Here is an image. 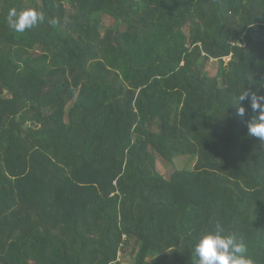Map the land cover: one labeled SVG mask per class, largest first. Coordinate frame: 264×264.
<instances>
[{
  "label": "trees",
  "instance_id": "1",
  "mask_svg": "<svg viewBox=\"0 0 264 264\" xmlns=\"http://www.w3.org/2000/svg\"><path fill=\"white\" fill-rule=\"evenodd\" d=\"M26 8L45 19L16 32ZM245 90L264 0H0V264H194L216 225L264 264Z\"/></svg>",
  "mask_w": 264,
  "mask_h": 264
},
{
  "label": "clouds",
  "instance_id": "2",
  "mask_svg": "<svg viewBox=\"0 0 264 264\" xmlns=\"http://www.w3.org/2000/svg\"><path fill=\"white\" fill-rule=\"evenodd\" d=\"M9 17L14 18L11 25L16 32L23 33L26 29L43 22V13L33 8H26L19 13L10 10ZM248 101L255 113L246 121L247 135L264 141V96L255 93L249 95L247 90L238 95L236 115L243 118L246 109L243 102ZM194 264H254L247 255V245L242 236L235 233L225 234L220 225L202 233L194 242L191 250Z\"/></svg>",
  "mask_w": 264,
  "mask_h": 264
},
{
  "label": "rangeland",
  "instance_id": "3",
  "mask_svg": "<svg viewBox=\"0 0 264 264\" xmlns=\"http://www.w3.org/2000/svg\"><path fill=\"white\" fill-rule=\"evenodd\" d=\"M104 20H105L106 26H110L113 24V21L110 18H105ZM226 61H228V60H226ZM205 70L209 73V75L214 76L216 74V70H217V63L215 61L210 62L205 67ZM158 171L164 177L169 176L167 173L166 167L161 162H158Z\"/></svg>",
  "mask_w": 264,
  "mask_h": 264
}]
</instances>
